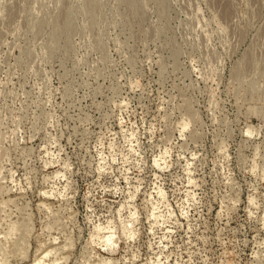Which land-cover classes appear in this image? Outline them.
Masks as SVG:
<instances>
[{"label":"rangeland","instance_id":"obj_1","mask_svg":"<svg viewBox=\"0 0 264 264\" xmlns=\"http://www.w3.org/2000/svg\"><path fill=\"white\" fill-rule=\"evenodd\" d=\"M0 264H264V0H0Z\"/></svg>","mask_w":264,"mask_h":264},{"label":"bare ground","instance_id":"obj_2","mask_svg":"<svg viewBox=\"0 0 264 264\" xmlns=\"http://www.w3.org/2000/svg\"><path fill=\"white\" fill-rule=\"evenodd\" d=\"M107 241H109V238L107 239Z\"/></svg>","mask_w":264,"mask_h":264}]
</instances>
